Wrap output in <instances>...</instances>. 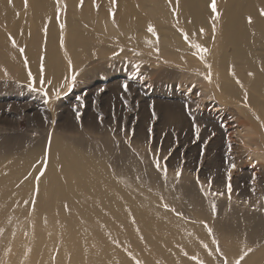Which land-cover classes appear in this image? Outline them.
Wrapping results in <instances>:
<instances>
[{"label":"rangeland","instance_id":"1","mask_svg":"<svg viewBox=\"0 0 264 264\" xmlns=\"http://www.w3.org/2000/svg\"><path fill=\"white\" fill-rule=\"evenodd\" d=\"M21 1L22 5L13 17V21L20 24L18 40L9 28L0 26L1 36L5 39L0 44V158L9 161L14 160L10 157L19 158L21 169L9 177L16 193V186L19 188L24 183L29 184L31 192L35 193V177L44 170L42 161L46 152L47 171L39 180V193L54 182L50 170L61 176L58 182H65L64 165L74 163L69 154L64 155L61 143L66 141L87 163L110 171V175L120 183L121 191H115L120 195L122 192L128 194V202L140 211L141 224L154 223L149 235L153 236L155 231L158 236L161 234L155 222L175 223L174 233L165 231L162 234L170 238L168 243L172 247L194 264L201 260L204 264H209L208 260L213 264H223L225 258L228 264H235L248 248L253 249L249 255L263 249L264 167L261 164L264 162L254 147L247 148L246 139H241L236 131L238 125L232 109L238 105L228 100L226 95H214L205 86L207 79L202 73L185 77L176 64L167 67L172 72H158L159 65L150 58L144 61L140 57L142 53L154 56L155 52L168 55V49L163 47L169 38L175 42L177 35L190 49L182 37V32L188 31L192 42L207 47L209 52L202 60L195 49L179 50L181 60L191 58L198 67L195 69L208 70L209 60L218 49L214 40L219 27L211 13V0H179V10L190 7L195 11L208 12L207 21L215 24V31L192 24H188L191 26L188 28L183 24L173 28L176 34L165 27L151 33L147 24L150 21L146 19L156 8L172 12L175 0L171 5L168 0H117L116 15L123 8L119 19H122L123 26L119 20L112 22L110 0H83V7H80V0H72V4H69L70 0H60L61 5L67 4L64 14L59 12L56 0H44V7L53 20L51 24L55 25L54 40L49 44L51 24L47 19L43 26L38 27L39 37L31 46L27 40L31 34L23 35L25 23L31 21V16ZM155 1L162 5H155ZM216 2L218 10L227 5V0ZM250 3L257 10L264 8L260 1ZM61 23L65 24L63 31L59 27ZM45 27L48 29L46 36ZM199 28H205L203 35L198 33ZM71 30L75 34V43H69ZM9 34L16 39V48L12 46ZM81 34H85V39L77 37ZM206 37L211 38L207 41ZM204 39L207 43L203 42ZM20 47L25 49L23 53L19 52ZM222 49L219 57L216 55L217 69L221 65L226 66L228 75L235 80L232 73H236L238 64L233 50L228 46ZM50 56L56 59L57 66H54L55 70L48 71L47 57ZM24 57H27V65ZM41 62L45 66V79L56 84L62 82L65 75L76 72V87L71 91L61 89L58 100L49 90L51 100L46 103L42 92H32L28 87V70L36 76ZM257 64L260 69L264 67L263 60ZM125 82L127 91L122 87ZM100 88L104 91L100 92ZM244 106L248 107L247 103ZM220 129L226 130L227 134L229 131L235 134L233 137L228 135V139L225 134L223 139ZM156 160L160 162V169L155 167ZM83 166L88 175L96 177V171L90 165ZM177 172H181L178 178ZM23 194L26 192L18 193L19 196ZM128 206L132 208V205ZM42 208L46 209V205L43 204ZM38 217L40 215H34L29 208L12 223L9 242L3 249L8 252L14 247V261L18 264H25L30 253V239L35 232L33 220ZM247 219L251 222L246 223ZM255 221L257 226L249 233L245 232L254 227ZM190 224L192 227H187ZM244 224L249 227L244 229ZM208 228L212 229L211 233ZM134 230L139 234V229ZM179 236L191 238L197 245L193 248L194 253L186 251L185 245L178 242ZM214 239L219 241L223 256L215 251ZM140 244L145 255L153 259L152 264L172 263L150 248L147 241L141 240ZM225 244L231 246L239 258H228ZM127 254L136 264L137 256L134 255L133 259L132 253ZM248 256L241 264H245ZM8 261L6 258L0 263L9 264ZM139 261L147 264L146 260ZM175 263L179 264L177 259Z\"/></svg>","mask_w":264,"mask_h":264},{"label":"bare ground","instance_id":"2","mask_svg":"<svg viewBox=\"0 0 264 264\" xmlns=\"http://www.w3.org/2000/svg\"><path fill=\"white\" fill-rule=\"evenodd\" d=\"M250 1L253 2L254 0H227V5L218 10L221 16L215 22L219 24L214 40L218 45L216 55L218 56L219 52L224 50L222 47L228 46L230 50H233L238 64L234 75L236 82L228 75L229 69L226 66L221 65L217 69L216 55L212 60H209L211 67H214L213 70L211 67L208 68L209 72L205 68L202 71L195 69L198 67L191 58L182 61L179 50L186 52L191 48L185 47L178 35L175 37V42L171 38L166 41V47L163 48L168 49L166 50L168 55L155 52L154 56L142 53L140 57L144 61L146 58H150L155 65H159L160 70L158 72L162 70L172 72L167 67L171 68L172 64H176L183 70L182 75L185 77H195L201 73L206 79L211 76V82L207 79L205 86L212 90L214 95L218 94L223 97L226 95L228 100L238 105L237 108L232 109L238 125L236 131L239 132L241 139H246L247 148L254 147L255 152L262 157L264 162V70H262L264 67L260 69L257 64L260 60H263L264 63V17L259 15V10L252 6ZM255 1H260L262 2L261 5H264V0ZM72 2L70 0L69 4ZM155 2V5H162L159 1ZM21 5V0H12V3H9V0H0V26H6L5 29L9 28L14 37L17 35L15 37L17 40L20 24L14 22L13 17ZM44 6V0H30L28 3L27 10L31 16V21L25 23V27L23 26L25 29L23 35L31 34V38L27 39L29 46L37 42L39 28L44 25L47 19L51 20L49 12ZM128 7L127 5V9ZM189 8L178 10L179 23H177V16H173L172 12L167 9L156 8L152 14L149 13L146 17L150 21L147 24L149 23L148 25L153 26L155 30H161L165 27L175 34L177 32L173 28L183 24L188 28H191L188 24L195 27L205 26L212 32L213 23L207 21L208 12L197 11L199 9L196 8L195 11ZM122 10L123 8L120 11ZM120 11L116 15V21L121 18L122 12ZM248 16L253 18L252 24L247 22ZM51 21L53 22V20ZM119 24L123 26L122 19L119 20ZM54 28L55 25L51 24L49 44L54 40ZM162 34L166 35L167 33L163 32ZM189 34L191 35V33ZM69 35V43H75V34L72 30ZM77 37L85 39V34L77 35ZM210 38L206 37V40L209 41ZM4 40L0 33V44H3ZM206 40L204 39L203 42L207 43ZM83 46L86 48L87 45ZM162 57L166 59H162ZM55 63V58L47 57L48 71L55 70ZM249 73H253V75H249ZM244 103H247L248 107L244 106ZM225 132L226 130L220 129V135L223 139L225 134L227 139L235 134L230 131L228 134ZM63 143L61 144L64 155L69 154L68 157L70 156V159L74 161V163L64 165L62 173L65 175V182H58L61 176H57L54 171L50 170L49 174H51L54 182L46 185L38 195L33 194L29 184L24 183L19 188L16 186V189L18 193L20 191L26 192L28 197L26 194L19 196L15 191L14 183L9 181L10 175H15L21 169L19 158L10 157L14 158L12 161L0 158V261L7 258L9 264H18L14 261V254L16 253L14 247L7 252L3 246L9 242L12 223L20 219L29 208L32 209L31 202L35 200V211H32L34 215H40V217L33 220L35 232L30 239L32 248L25 259V264H134L127 253H132L134 258L137 256L138 260H146L147 264H152L153 259L145 255L144 248L140 244L141 240L147 241L150 244L148 246L155 249L157 254L169 258L172 262L170 264H177L175 259L179 264H194L187 260L178 249L172 247L168 243L170 238L162 234L165 231L174 233L175 223L155 222L161 234L158 236L154 230V235H149L154 223H152L153 225L141 224L140 211L134 208V204L128 202V194L123 192L121 195L120 193L117 194L118 191H121L120 183L110 175V171L93 167L85 161V158L76 154V151L70 148L66 141ZM83 164L90 165L96 171L94 173L96 177L88 175L82 169L86 168ZM261 165L264 167L263 164ZM27 186L30 189H27ZM43 204L46 205V209L42 208ZM129 204L132 205V208H129ZM131 219H134V223H131ZM248 221L251 222V219H247L246 223ZM256 221L254 227L250 230L246 229L245 232L252 231L257 226ZM178 225H182V223H178ZM187 227L191 228L192 226L190 224ZM248 227L244 224V229ZM134 229H139V234ZM159 241L166 243V245L163 246ZM178 242L185 245L186 251L194 253L192 252L193 248L197 245L192 243L191 238L179 236ZM224 248L228 258H239V254L232 251L231 246L225 244ZM200 255L203 257V253ZM208 262L213 264L212 260H208ZM245 264H264V248L249 255Z\"/></svg>","mask_w":264,"mask_h":264},{"label":"snow or ice","instance_id":"3","mask_svg":"<svg viewBox=\"0 0 264 264\" xmlns=\"http://www.w3.org/2000/svg\"><path fill=\"white\" fill-rule=\"evenodd\" d=\"M23 2H24V7L27 8L28 7V0H23ZM9 3H12V0H9ZM110 3L112 5V7L109 9V15L112 18V22L115 23L116 22V11H117V0H110ZM168 3L171 5L173 3V0H168ZM56 5H57V8L59 9V12L61 14L66 13L67 4L61 5L60 0H56ZM80 7H83V0H80ZM95 7L97 9H99V5L98 4H96ZM137 7H139V6L137 5ZM210 9H211V13L213 15L214 20H219L221 14L218 11V6H217L216 0H211ZM178 10H179V0H175V7L172 8V13L177 16V23H179V20H178L179 11ZM259 15L261 17H264V8H261L259 10ZM50 22H51V20L49 19V23ZM247 22L249 24H252L253 23V18L251 16H248L247 17ZM189 23H191V21H189ZM59 27H60L61 31H63L64 28H65V24L61 23L59 25ZM47 31H48V29H47V27H45L44 28L45 36L47 35ZM148 31L153 33V34H155V32H156L155 28L153 26H151V25H149ZM213 31H215V24H213ZM198 33L200 35H203L205 33V29L204 28H199L198 29ZM182 37H183L184 41L186 43H188L189 46L192 49H195V50H197L198 53H200V59L203 60L205 58V54H207L209 52V49L207 47H204L200 43L192 42L191 36H190V34L188 32H182ZM213 39H214V37H213ZM9 40H10L12 46L14 48H16L17 47L16 39L14 37H12L11 34H9ZM24 51H25V49L23 47L19 48V52L23 53ZM121 51H123V49H121ZM157 51H158V49H157ZM24 63H25V65H27V63H28L27 57H24ZM69 65L71 66V62L70 61H69ZM208 67L210 68L211 65H209ZM262 70H264V69H262ZM232 74L235 75L234 72ZM27 75H28L29 80H30V83L28 85L29 89L32 92H38V91L42 92L43 96L46 98L45 102L48 103L51 100V97H49V90L52 91V95L55 97V99L58 100L60 98V94H61L60 90L61 89L66 88L68 91H71L74 87H76L77 75L78 74L73 71L70 76L69 75H65L63 77L62 82H60L59 84H56L50 79H45V66H44L43 62H41V64L39 65V68H38V74L36 76H34L32 74V71L30 69L28 70ZM249 75H253V73H249ZM207 79L209 80V82H211V76H208ZM237 83H239V81H237ZM122 87H123V89L125 91H127L128 90L127 82H125L122 85ZM241 87H242V85H241ZM99 91L103 92L104 89L100 88ZM153 115H155L154 112H153ZM196 132H197V134L199 133V127L196 128ZM48 151H50V145H49ZM47 159H48V155H47V152H46L45 158L42 161V167H43L44 170L43 171H39L38 175L35 177V180L37 182L36 183V187H35V194L36 195L39 194V180H40L41 177H43L45 175V172L47 171ZM155 167L157 169H160L159 160L155 161ZM232 167L234 168L235 165L233 164ZM164 171L166 173V167H165ZM180 175H181V172H177V178ZM25 179H28V176H25ZM228 192H229V194L231 193V185L230 184L228 185ZM216 195H223V193H217ZM31 204H32V210L35 211V200H32ZM65 207H67V205H65ZM165 207H167V205H165ZM205 227H207V225H205ZM207 230H208L209 233L212 232L211 228H208ZM213 243L216 244L215 251L217 253H219L221 256H223L224 254H223V252H221L220 247H219V241L214 239ZM204 247L207 248L208 246L204 245ZM252 251H253V249L248 248L247 251H245L243 253V255L240 256V258L235 261V264H241V261H243L244 258L246 256H248L249 253L252 252ZM211 254H212V252L209 251V255H211ZM185 255H187V253H185ZM133 259H135V258L133 257ZM193 259H197V258L193 257ZM136 264H140V261L136 260ZM199 264H204V261H202V260L199 261ZM223 264H228L226 258L224 259Z\"/></svg>","mask_w":264,"mask_h":264}]
</instances>
